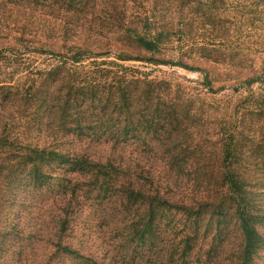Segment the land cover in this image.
Listing matches in <instances>:
<instances>
[{
  "label": "trees",
  "instance_id": "1",
  "mask_svg": "<svg viewBox=\"0 0 264 264\" xmlns=\"http://www.w3.org/2000/svg\"><path fill=\"white\" fill-rule=\"evenodd\" d=\"M218 2L224 4L0 0V14L37 9L73 32L107 27L140 53L28 50L24 36L0 48V64L12 68L0 81L12 91L2 105L19 98V114L0 129V199L23 209L27 220L0 218V264L8 263L16 244L22 252L46 242L49 254L40 264H253L263 256L264 71L231 89L227 97L236 101L228 110L207 105L176 78L127 64L199 71L203 86L217 94L224 85L214 89L209 73L184 58L234 59L198 40L199 31L216 29ZM168 48L179 53L176 59L162 57ZM32 51L54 61L21 64ZM43 190L52 194V208L35 213L33 199ZM92 204L104 213L101 226L110 234L106 260L87 231L75 230L80 212Z\"/></svg>",
  "mask_w": 264,
  "mask_h": 264
},
{
  "label": "rangeland",
  "instance_id": "2",
  "mask_svg": "<svg viewBox=\"0 0 264 264\" xmlns=\"http://www.w3.org/2000/svg\"><path fill=\"white\" fill-rule=\"evenodd\" d=\"M217 4L220 6L219 17L214 18L217 20L216 24L212 23L216 29L213 31H199V36L202 39L198 40L208 42L212 49L223 50L228 58L229 52L233 53L234 59L230 60L229 58L220 62L217 59H215L216 61H209L197 57L194 59L184 58L185 63L200 66L209 73L214 89L224 85V88L219 90L217 94L212 95L213 93L203 86L202 73L199 71L187 70L176 65H154L140 61H129L127 64L145 72H150L152 75L176 78L183 85L193 88L197 93H201L202 98L206 97L205 102L207 105L210 102H217L218 105H225L226 109H231L236 101L233 99L235 95L227 97L231 93V89L246 78L256 77L264 71V0H224V4L223 2L222 4L219 2ZM6 10H3L0 14V48L2 46H14L16 38L24 36L27 40L26 44L29 46L28 50H32L33 46H45L56 52H64L66 47L75 46L89 48L95 52L106 51V54L110 56L125 49L127 50L126 52L134 55L140 54L137 49L120 44L117 33L112 32L107 27H98L92 30L85 26L83 29L73 32L68 26L65 27L64 22L60 21L59 18L51 17L52 15L50 14L46 15L37 9H26L19 12H16L14 8H7ZM213 45L216 46L213 47ZM164 54L162 57L166 59H176L179 53L174 49L168 48ZM31 61L36 66L40 62L46 64L54 60L50 55L40 56L32 51L26 53L20 63ZM11 70L12 68H7L5 64H0V81L8 80L9 75H7V72ZM2 84L4 83H0V85ZM244 87L245 85L241 84L238 91H242ZM252 87L261 90L262 85L254 83ZM10 93L12 91L9 89L0 88V129L3 128L10 116L16 117L19 114L18 95V101L9 102L5 106L2 105ZM228 98H231L230 101H227ZM12 137H14L13 132ZM97 150L106 151L107 148L97 147ZM155 166V168H158L157 165ZM0 178L3 179L2 177ZM0 182L2 181L0 180ZM4 190L7 191L3 187L1 194ZM18 194H21V192ZM36 195L38 198L34 197L33 199L34 203L38 205L35 213L52 208L53 197H50L52 195L50 191L43 190L36 192ZM4 197H7V194ZM3 205L9 206L6 207L5 211L0 209V218H12L15 224H27V220L23 217V214H25L23 209L19 206L8 204L1 198L0 207ZM98 208L99 206L95 204L86 205L80 212L75 230L82 233L87 231L91 237L92 248L100 258L106 260L105 258L108 257L106 250L110 249L107 244V242H111L109 239L110 234L106 227L101 226V222H103L101 218L104 217V213L98 211ZM44 213L48 214L49 211ZM84 224L86 226L88 224L92 225L93 228L90 230L83 228L84 226L82 225ZM45 241L47 240L45 239ZM17 248L18 244L15 245L13 255L9 256L7 264H26L28 261H32L31 264H40L47 259L49 254L47 242L44 246L35 247L32 251L29 246L28 250L22 248V252L17 251ZM3 260L5 262L6 259ZM253 264H264V253L262 257L255 258Z\"/></svg>",
  "mask_w": 264,
  "mask_h": 264
}]
</instances>
